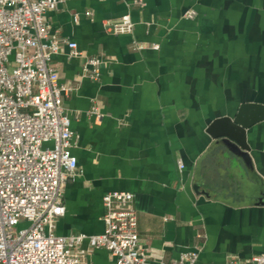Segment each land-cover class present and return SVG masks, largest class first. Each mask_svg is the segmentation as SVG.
Wrapping results in <instances>:
<instances>
[{"label": "crops", "instance_id": "crops-1", "mask_svg": "<svg viewBox=\"0 0 264 264\" xmlns=\"http://www.w3.org/2000/svg\"><path fill=\"white\" fill-rule=\"evenodd\" d=\"M127 14L132 34L105 31ZM47 20L84 55L64 46L53 59L60 82L74 86L64 107L79 162L56 234L103 233L104 196L129 192L152 260L198 250L199 264H252L264 253V121L248 132L252 172L212 151L208 129L243 104L264 105V0H68ZM86 57L104 60L98 81L82 76ZM95 105L101 118L87 114ZM78 253L115 264L88 242Z\"/></svg>", "mask_w": 264, "mask_h": 264}, {"label": "built area", "instance_id": "built-area-1", "mask_svg": "<svg viewBox=\"0 0 264 264\" xmlns=\"http://www.w3.org/2000/svg\"><path fill=\"white\" fill-rule=\"evenodd\" d=\"M67 1L0 0V264H86L78 253L85 242L107 250L115 264H199L198 250L170 261L152 260L139 235L135 195L129 192L104 196L103 233L56 234V222L66 212V184L79 175L72 119L64 107L74 86L60 82L53 59L64 46L70 57L84 55L47 20ZM145 5L146 0H133L134 7ZM196 16L194 10L184 15ZM103 27L110 34H132L134 22L127 14ZM133 47L147 48L137 42ZM104 64L86 57L82 76L98 81ZM87 114L102 117L97 105ZM179 167L185 168L183 161ZM252 264H264V253Z\"/></svg>", "mask_w": 264, "mask_h": 264}, {"label": "water", "instance_id": "water-1", "mask_svg": "<svg viewBox=\"0 0 264 264\" xmlns=\"http://www.w3.org/2000/svg\"><path fill=\"white\" fill-rule=\"evenodd\" d=\"M261 121H264V105L257 103L243 104L234 116L216 119L208 129L213 139L211 150H217L231 167L244 166L252 172L254 167L248 132Z\"/></svg>", "mask_w": 264, "mask_h": 264}]
</instances>
